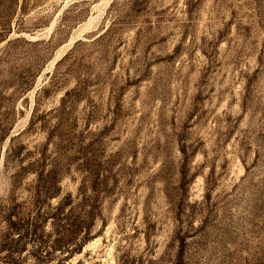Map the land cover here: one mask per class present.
Wrapping results in <instances>:
<instances>
[{"label": "rangeland", "instance_id": "obj_1", "mask_svg": "<svg viewBox=\"0 0 264 264\" xmlns=\"http://www.w3.org/2000/svg\"><path fill=\"white\" fill-rule=\"evenodd\" d=\"M0 264H264V0H0Z\"/></svg>", "mask_w": 264, "mask_h": 264}, {"label": "trees", "instance_id": "obj_2", "mask_svg": "<svg viewBox=\"0 0 264 264\" xmlns=\"http://www.w3.org/2000/svg\"><path fill=\"white\" fill-rule=\"evenodd\" d=\"M67 252H69V253H70V250H69V249H67Z\"/></svg>", "mask_w": 264, "mask_h": 264}]
</instances>
